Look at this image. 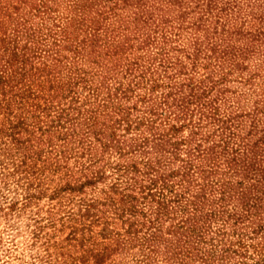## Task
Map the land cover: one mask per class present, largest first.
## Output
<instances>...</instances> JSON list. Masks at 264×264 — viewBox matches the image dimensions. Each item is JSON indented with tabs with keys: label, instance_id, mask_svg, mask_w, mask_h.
<instances>
[{
	"label": "rangeland",
	"instance_id": "obj_1",
	"mask_svg": "<svg viewBox=\"0 0 264 264\" xmlns=\"http://www.w3.org/2000/svg\"><path fill=\"white\" fill-rule=\"evenodd\" d=\"M16 2L20 17L7 10ZM102 15L98 0H0V264H168L162 246L149 247L156 220L144 192L117 167L136 160L117 146L147 132L146 104L173 83L141 37L98 55L109 44ZM171 121L190 133L192 121ZM229 242L250 247L246 264L264 258L263 241Z\"/></svg>",
	"mask_w": 264,
	"mask_h": 264
},
{
	"label": "trees",
	"instance_id": "obj_2",
	"mask_svg": "<svg viewBox=\"0 0 264 264\" xmlns=\"http://www.w3.org/2000/svg\"><path fill=\"white\" fill-rule=\"evenodd\" d=\"M98 1L109 44L95 52L130 42L133 49L141 37L138 44L152 61L162 56L173 83L159 102L146 104L147 132L117 146L119 156L136 160L118 170L129 174L130 188L144 192L155 216L149 247L162 246L168 264H246L250 247H235L229 237L257 240L253 247L264 242V0ZM10 6L22 16V2ZM200 67L207 72L194 80ZM187 119L190 133L180 137L183 125L171 120ZM156 185L159 194L149 191ZM168 220L174 232H163Z\"/></svg>",
	"mask_w": 264,
	"mask_h": 264
}]
</instances>
